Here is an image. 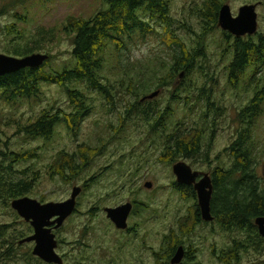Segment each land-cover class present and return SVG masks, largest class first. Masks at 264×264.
Instances as JSON below:
<instances>
[{"label":"rangeland","instance_id":"rangeland-1","mask_svg":"<svg viewBox=\"0 0 264 264\" xmlns=\"http://www.w3.org/2000/svg\"><path fill=\"white\" fill-rule=\"evenodd\" d=\"M163 1L168 7L170 33L165 26L149 21L154 28L150 35L144 39L133 36L125 45L119 44L117 54L108 52L117 58H109L102 70L108 81H103L105 90L76 85L87 99V111L78 126L71 125L72 131L68 125L58 124L48 141L16 135L18 127L33 122L42 111L60 118L73 113L66 93L56 84H41L35 99L0 102V139L13 154L34 153L33 158L13 164V169H4L8 171L5 178L27 183L31 188L24 197L40 204L66 201L74 187L82 189L76 200L77 213L54 232L63 264H169L165 260L175 245L172 238L178 236L186 252L182 264H264V253L250 249L231 255L232 237L214 222L201 220L195 225L196 207L199 211L196 193L195 198L185 199L186 193L172 185L176 183L172 167L179 162L210 178L215 169L231 167L228 149L243 126L237 114L264 89V66L250 82V69L230 78L234 38L225 37L205 14H215L214 7L228 5L235 18L241 7L254 5L257 33L251 41L256 44L264 38V0ZM105 9L103 0H0V54L19 58L10 51L34 41L39 29L51 30V36L40 40L41 49L32 54L50 57L43 71L62 73L74 66L71 38L63 28ZM198 39L203 42L202 56L195 61L190 78L178 71L169 87L158 89L157 77L166 75L172 55L181 52L171 43L181 42V49L192 53L198 50ZM247 40L242 38L243 43ZM156 91L161 92L158 97L140 103ZM172 91L188 103L180 104L182 99L169 102ZM261 96L264 99L263 92ZM262 104L263 112L252 123L250 138L259 175L264 173V100ZM166 108V117L154 127L158 112ZM180 138L187 153L192 147L197 154L183 157L172 152ZM147 182L153 185L150 190L144 187ZM4 198H0V226L6 227L4 233L0 231V264H44L32 256V245L20 244L32 235L31 228L12 210L13 200ZM135 201L147 204L148 210H136L132 215ZM127 203L133 204L127 221L132 233L121 231L119 235L105 221L104 209ZM184 222L191 229L179 233ZM99 253L103 256L97 262L93 256Z\"/></svg>","mask_w":264,"mask_h":264},{"label":"trees","instance_id":"trees-1","mask_svg":"<svg viewBox=\"0 0 264 264\" xmlns=\"http://www.w3.org/2000/svg\"><path fill=\"white\" fill-rule=\"evenodd\" d=\"M103 3L106 9L98 12L93 18L73 20L67 27L63 28L62 32H66L71 38L72 51L70 56L74 62L73 68L64 70L62 73H47L43 71V68L49 65V57V60L39 69L20 70L0 78V102L11 103L16 100L35 99L41 91L40 85L46 83L58 85L66 93L70 106H73L74 109L72 114L63 115L64 118L42 111L33 122L18 127L16 135L48 141L52 138L58 124L68 125V130L72 131L71 125L78 126L83 114L87 111L85 105L87 99L77 89L76 85L84 84L91 90L102 92L105 90L103 83L108 81L101 74L102 70L105 64H108L109 58L113 61L117 58L116 55L108 56V52L117 54L120 50L119 44L125 45V40H132L133 36L138 35L144 39L150 35L154 28L150 26L149 21L165 26L166 32L170 33L171 25L169 20L167 21L168 16H166L168 8L163 0H103ZM215 10H218V7ZM216 14L211 17L213 26L217 22ZM153 17H157L156 20ZM47 33H51V30L45 32L44 29H39L34 41L10 52L19 58L31 55L41 49L40 40L52 35V33ZM171 42L169 41V43ZM171 44L178 46L181 52L180 55L175 53L172 55L173 63L168 65L166 75L157 77L158 89L170 86L171 82L175 81L178 71H182L185 76L190 78L193 74L195 61L202 56L203 42L200 39L197 43L198 50L192 53L185 47L181 49V42L179 45L176 42ZM247 45L248 42L240 43L239 41L235 44L236 59L230 65L232 77L240 75L247 66L251 71H255L258 65L264 62V52L261 51V48H259L258 53L255 48L253 50ZM192 91L193 89L189 88L187 92L191 93ZM262 92L264 94V89L260 90L259 94L262 95ZM259 94H255L249 104L237 114V119L243 122V126L228 149L232 159L231 167L222 171L215 169L211 175L213 193L210 208L214 219L212 222L220 227L227 236L232 237L233 246L229 249L231 255L246 249H250L254 253H264V239L259 236L257 227L254 225L256 218H264V173L263 175L257 173V155L256 152H253L255 148H253L250 139L252 123L263 112L262 102L264 99ZM180 96L179 92L174 93L172 91L169 102H179L178 100L182 99L180 104L185 106L188 102ZM134 97L137 98V93H134ZM208 107L211 108V104L208 103ZM129 113L130 111L126 114ZM142 114L144 113L142 112ZM67 117L68 121H66ZM165 117L166 112L159 111L155 119L157 125L154 127H159ZM171 148L174 149L172 152H179L183 157L196 155L198 152L191 147L187 153L182 138L177 139ZM33 156L32 151L24 154L9 152L7 142L0 139V198L5 197L4 199L9 201L24 197V194L31 187L23 181L14 183L7 177L5 178L8 175L6 168L11 170L13 164L22 163L33 158ZM5 163H8V166H4ZM172 185L175 190L186 193L185 199L195 198L192 187L181 186L177 183ZM135 204L134 212L138 210L142 213L148 210L145 203L135 201ZM194 220L195 225L201 224L197 207ZM187 223L184 222L179 230H190L191 228H187ZM5 230V226H0L1 232L4 233ZM178 241L180 240L173 237L172 242L175 245H178ZM6 261L11 260L6 259Z\"/></svg>","mask_w":264,"mask_h":264},{"label":"water","instance_id":"water-1","mask_svg":"<svg viewBox=\"0 0 264 264\" xmlns=\"http://www.w3.org/2000/svg\"><path fill=\"white\" fill-rule=\"evenodd\" d=\"M220 27L231 34L242 37L254 35L257 31V14L255 6H243L238 10L237 17L231 16L230 8L223 5L219 10ZM49 59L45 54H31L22 58H15L0 54V78L20 70H35L42 67ZM183 75H180L182 78ZM159 95V91L153 92L141 99L153 100ZM176 183L181 186L192 187L198 199L200 217L204 222H212L210 202L212 199V180L208 175L193 172L184 162L176 163L172 167ZM152 184L147 182L144 187L148 190ZM82 189L74 187L69 199L60 203L40 204L27 197L19 198L11 202V208L33 229V235L20 242L35 244L32 254L45 264H63L61 257L56 253L57 241L53 230L59 229L65 220L72 216L77 208V198ZM133 204L127 203L115 208H105L106 217L117 229L125 230L127 220L132 212ZM258 234L264 239V218L258 217L254 220ZM183 259V249L178 248L171 264H179Z\"/></svg>","mask_w":264,"mask_h":264},{"label":"flooded vegetation","instance_id":"flooded-vegetation-1","mask_svg":"<svg viewBox=\"0 0 264 264\" xmlns=\"http://www.w3.org/2000/svg\"><path fill=\"white\" fill-rule=\"evenodd\" d=\"M223 6V5H222ZM221 6V7H222ZM228 6V5H227ZM217 7V6H216ZM216 7H214V11H215V13H217L216 14V20H217V22L215 23V27H216V25L219 27V29L222 31V34L225 36V37H233L234 38V44L232 45V47H231V50H232V53H233V60H232V62H231V64L234 62V60L236 59V48H235V44L239 41L240 43H243V41H242V38H244V37H247L248 38V45L247 46H250V47H252L253 48V50H254V48L256 49V51L259 53V48H261V51L262 52H264V38H260L257 42H256V44H254L252 41H251V37L253 36V35H251V36H249V35H246V36H242V37H237V36H235V35H233V34H231L230 32H228V31H225V30H223L221 27H220V25H219V10H220V8H218V10H215V8ZM168 8V7H167ZM210 13V12H209ZM209 13H207V14H205V18H206V20L207 21H209L210 23H211V17H212V15H215V14H209ZM232 16V15H231ZM256 33H257V31H256ZM255 33V34H256ZM254 34V35H255ZM250 56H252V55H250ZM250 56H249V58H250ZM247 59H248V55H247ZM230 64V65H231ZM262 66H264V62L262 63V64H260V67H258V68H256L255 69V71H252V73L249 75V78H248V80H249V82L251 81V76L252 75H254V74H257V73H259V71H260V69H262L263 67ZM246 69H248V66L244 69V71L246 70ZM229 70H231L230 69V67H229ZM243 71V72H244ZM229 75H230V77H232V75H233V73H231V71H230V73H229ZM161 92H159V94H160ZM159 96V95H158ZM157 96V97H158ZM154 100V99H153ZM145 101H149V100H145ZM145 101H141L140 100V103H143V102H145ZM167 110V109H166ZM161 112H166L165 111V109H164V111H161ZM143 113H145V112H143ZM193 189V188H192ZM77 209V208H76ZM77 213V211H75L73 214H72V216L74 215V214H76ZM86 214H88V213H86ZM131 214V213H130ZM133 214H135V212H132V215ZM130 216V215H129ZM105 217H106V214H105ZM69 218H71V217H69ZM68 218V219H69ZM201 218V217H200ZM128 219H129V217H128ZM202 220V219H201ZM66 221V220H65ZM65 221H64V223H65ZM105 221H107L110 225H112L113 227H114V229L116 230V231H118L117 233L119 234V235H121V231L123 232V231H128V233L131 231V230H129L128 229V224H127V228L125 229V230H121V229H117L116 227H115V225L106 217L105 218ZM128 221V220H127ZM25 222V221H24ZM25 223H27V222H25ZM64 223H63V225H64ZM28 225H29V223H27ZM108 224V225H109ZM62 225V226H63ZM30 226V225H29ZM61 226V227H62ZM61 227L59 228V229H57V230H54L53 229V227H52V230H53V234L55 235V233L56 232H58L60 229H61ZM30 228H31V226H30ZM31 231H32V235H33V229L31 228ZM55 232V233H54ZM182 232V230L180 231L179 230V233H181ZM257 232H258V230H257ZM132 232H130L129 234H131ZM31 235V236H32ZM30 236V237H31ZM175 236V235H174ZM28 238V237H27ZM55 239H56V235H55ZM175 239L176 240H180V237L178 236V237H175ZM172 240H173V238H172ZM56 241H57V239H56ZM23 244H25V243H23ZM22 244V245H23ZM27 244H30V245H32L33 246V248H34V246H35V244L33 243V242H30V243H27ZM57 247H58V241H57ZM119 248V247H118ZM178 248H182L183 249V259L181 260V262L179 263V264H182V262H183V260L185 259V256H186V252H185V250H184V247L181 245V243H180V241H178V245H174V247L172 248V250L168 253V255H167V257H166V260L165 261H169V264H171V261H172V259L174 258V256H175V254H176V252H177V250H178ZM57 249V248H56ZM33 251V250H32ZM57 253V252H56ZM31 254H32V252H31ZM32 256L34 257V258H36V259H38L39 261H41L39 258H37L36 256H34L33 254H32ZM60 257H61V259H62V263L64 262V257L63 256H61V255H59ZM101 256H103V253H99V254H96L95 256H93V258L98 262V260H100L101 259ZM155 256V258L156 257H158V254H155L154 255ZM42 263H44L43 261H41ZM45 264V263H44Z\"/></svg>","mask_w":264,"mask_h":264}]
</instances>
